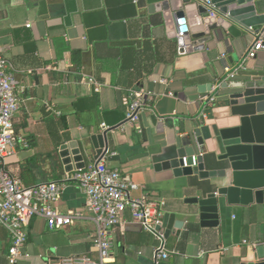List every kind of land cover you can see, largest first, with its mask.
Wrapping results in <instances>:
<instances>
[{
	"label": "crops",
	"instance_id": "obj_1",
	"mask_svg": "<svg viewBox=\"0 0 264 264\" xmlns=\"http://www.w3.org/2000/svg\"><path fill=\"white\" fill-rule=\"evenodd\" d=\"M163 3L172 6L165 10ZM177 3L180 0H0V50L14 69L20 98L13 128L28 144H17L4 164L26 187L59 181L71 173L61 163L59 147L70 142L88 145L86 165L103 160L137 186L133 198L163 201V215L175 213V220L183 223L181 229L170 228V257L160 264H241L246 247L264 236V204L227 207L216 227H200L198 217L192 216L196 206L185 201L195 196L192 185L197 178L156 170L152 159L176 140L194 138L196 129L204 139L205 155H213L208 161L219 154L215 137L235 121L219 101L218 88L213 104L204 106L201 98L225 80V67L242 63L256 32L241 29L237 36L222 37L194 27L209 39L200 52L179 55L172 18ZM193 16L198 17L196 10ZM263 61L264 49L244 66L248 71ZM242 75L239 71L232 80ZM88 78L101 85L98 91L83 83ZM132 90L142 92L148 104L140 115V132L129 126L120 129L124 100ZM99 134L106 148L93 160L90 137ZM56 208L62 214L79 211L83 219L50 230L43 218L34 216L25 228L27 257L17 264H49L75 254L97 258L91 243L94 225L75 182ZM110 241V264H152L157 242L128 212L110 233ZM9 244L6 231L0 230V264H8Z\"/></svg>",
	"mask_w": 264,
	"mask_h": 264
},
{
	"label": "water",
	"instance_id": "obj_2",
	"mask_svg": "<svg viewBox=\"0 0 264 264\" xmlns=\"http://www.w3.org/2000/svg\"><path fill=\"white\" fill-rule=\"evenodd\" d=\"M205 1L180 0L173 5L174 36L181 34L176 38L179 55L200 52L209 39L203 30L194 32V27L222 37L237 36L241 29L264 31V0H210L214 17H210ZM171 6L163 3L165 10ZM194 10L198 17L193 16ZM187 17L192 21L188 22ZM218 96L235 125L221 129L215 137L219 153L216 157L205 159L204 139L196 129L194 138H180L152 159L158 164L156 170H170L176 178H197L192 185L195 196L185 201L196 206L192 216L198 217L199 226L208 228L218 225L219 216L227 207L264 204V61L246 69L238 80L225 79L218 87ZM90 142L93 160H98L106 148L104 135H93ZM197 146L202 151L197 166L183 167L181 159L194 155ZM88 149V145L77 142L62 144L58 156L65 171L83 169ZM175 216L170 212L163 215L165 237L172 226L182 228L183 223L175 220ZM241 261V264H264V236L261 242L246 247Z\"/></svg>",
	"mask_w": 264,
	"mask_h": 264
},
{
	"label": "built area",
	"instance_id": "obj_3",
	"mask_svg": "<svg viewBox=\"0 0 264 264\" xmlns=\"http://www.w3.org/2000/svg\"><path fill=\"white\" fill-rule=\"evenodd\" d=\"M205 4L210 17H214L210 0H206ZM26 26L29 27L28 24ZM262 49L264 31H258L242 63L233 69L224 68L225 79L232 80L239 71L244 72L245 61L254 59ZM83 83L93 86L96 91L101 87L93 78L83 79ZM218 87L219 85L214 86L211 95L201 98L204 106L216 102L217 96L214 92ZM124 104L126 114L120 129L129 126L140 132V115L148 108L145 95L132 90ZM19 108L20 98L14 69L0 50V230L6 231L10 242L6 257L8 264H17L20 259L27 257L23 252L27 239L25 228L34 216L43 218L50 230H60L83 219V214L79 211L62 214L56 208L62 193L71 182L77 184L85 197V208L95 229L91 243L97 258L75 254L49 264H110L112 258L110 233L119 226L126 212L133 222L138 223L156 240L152 264H160L167 260L170 252L167 250L166 237L161 229L165 203L150 201L143 197L133 198L131 192L136 190L137 186L125 182L121 173L109 168L103 160L85 165L81 170L66 173L59 181L44 182L30 187L24 186L17 177L6 170L4 161L14 154L17 144L28 147L26 141L19 138L13 128V121ZM196 150L191 157L181 159L183 167L197 166V158L202 155V151L199 146Z\"/></svg>",
	"mask_w": 264,
	"mask_h": 264
},
{
	"label": "trees",
	"instance_id": "obj_4",
	"mask_svg": "<svg viewBox=\"0 0 264 264\" xmlns=\"http://www.w3.org/2000/svg\"><path fill=\"white\" fill-rule=\"evenodd\" d=\"M205 156V159H209L211 156H213L212 154H206V155H204Z\"/></svg>",
	"mask_w": 264,
	"mask_h": 264
}]
</instances>
